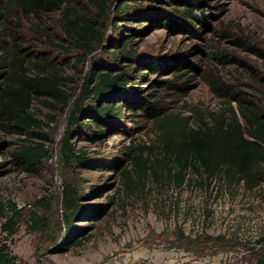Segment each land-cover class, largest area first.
Wrapping results in <instances>:
<instances>
[{"label":"rangeland","instance_id":"rangeland-1","mask_svg":"<svg viewBox=\"0 0 264 264\" xmlns=\"http://www.w3.org/2000/svg\"><path fill=\"white\" fill-rule=\"evenodd\" d=\"M76 1L88 6L86 0ZM127 2L135 5L133 0ZM138 2L141 6L131 8L128 17L114 14L115 5L111 7L102 46L83 60L77 58L79 49L58 48L33 33L32 29H39L37 24L26 22L22 26L28 49L56 65L54 71L66 78L71 97L64 109L53 108L44 98L34 101V111L45 124L42 130L52 148L51 158L43 161L39 170L19 163L14 152L24 135L4 126L1 122L11 123L0 114V246L7 242L11 253L17 255L12 264H193L194 260L197 264H219L226 251H238L247 264H259L264 257V242H259L264 235V184L249 190L242 184L230 189L213 182L207 188L193 181L196 173L192 169L182 186L165 178L158 181L150 173L144 181L128 184L126 170L138 181L128 165V146L142 149L153 160L162 155L155 147L159 137L153 121L137 110H129L126 102L122 117H102L103 124L108 125H104L101 136L73 129L71 142L87 153L89 162L68 166L63 160L61 138L85 72L95 60L108 66L114 60L110 54L121 47V43L116 47L113 44L118 38L112 25L115 20L119 26L128 24L122 30L126 36L133 35L129 49L136 52L132 60L117 61L115 69L133 63L144 72L142 77L132 75L135 82L131 87L112 95L116 102L135 99L133 92L137 90L142 94L154 92L164 111L181 117L190 115L198 124L210 120L213 112L229 113L231 107L238 111V101L230 103L217 95L210 82L235 84L246 98L263 100L264 0H205L196 14L206 20L207 26L194 21L200 35L147 21L144 16H154L155 9L162 5L152 2L153 6L147 7L148 0ZM46 24L52 38L69 44L62 40L60 13L47 16ZM183 53L197 65L196 70H182L181 79L190 84L188 92L172 93L153 86L155 79H172L174 73L171 69L153 71L143 63L171 60ZM26 71L27 76L35 73L31 65ZM84 108L92 110L90 100L85 101ZM261 108L264 112V106ZM85 119L82 116L81 120ZM65 182L77 189L86 212L98 207L100 213L73 217L75 225L84 227L86 237L81 246L62 252L57 247L67 233L62 201ZM11 202L23 209L24 217L19 231L7 239L1 230L5 219L2 212ZM31 214L43 218V228H32Z\"/></svg>","mask_w":264,"mask_h":264},{"label":"trees","instance_id":"trees-1","mask_svg":"<svg viewBox=\"0 0 264 264\" xmlns=\"http://www.w3.org/2000/svg\"><path fill=\"white\" fill-rule=\"evenodd\" d=\"M86 1L92 9L76 0H0V114L11 124L1 123L24 135L14 153L19 163L27 169L39 170L42 162L52 156V148L48 143L50 139L42 130L45 124L34 111V101L44 98L53 108L64 109L70 102L71 94L67 89L66 78L54 71L56 65L26 46L28 37L22 27L24 23L37 24L39 29H32L33 33L37 32L58 48L68 51L72 48L79 49L81 54L77 58L83 60L84 56L94 53L102 46L106 19L113 5V13L124 17L131 14V8L141 6L138 0H133L135 5L128 4L127 0ZM148 1L147 7L153 6L152 2H159L162 6L159 10L158 7L155 9L157 14L154 16L147 13L144 16L147 21H157L194 35H200L194 21L207 26L206 20L196 14V10L206 3L205 0ZM53 13H60L64 34L62 40L68 42V45L52 38L46 17ZM144 23L141 21V24ZM112 25L118 35L113 40L114 47L120 43L121 47L110 54L114 60L108 66L99 65L95 60L83 76L79 92L68 114L67 128L61 138L62 157L66 165H83L90 161L87 153L82 149L78 150L71 142L70 134L73 129L79 128L92 137L101 136L106 130L104 125H108L103 124L102 117H122L126 102L129 110H137L153 121L159 137L155 147L162 155L153 160L146 157L142 149L128 146V165L138 180L135 182L130 170H126L128 184L136 185L144 181L150 173L158 181L165 178L167 182L182 186L188 181L189 169L196 173L193 181L207 188L212 187L213 182H219L230 189L242 184L249 190L264 184V112L261 110L264 96L261 101L251 100L243 96L242 90L235 84L210 82L217 95L228 99L230 103L233 100L238 101V111L231 107L229 113L213 112L210 120H203V123L198 124L192 122L190 115L181 117L164 111L154 92L142 94L137 90L133 92L135 99L116 102L112 95L131 87L135 82L132 75L142 77L144 72H141L143 68L133 63L121 66V70L115 69L119 66L117 61L122 58L132 60L136 52L131 49L133 35L126 36L122 30L128 24L119 26L115 20ZM129 28L135 30L131 26ZM143 64L157 72L171 69L174 73L172 79H155L153 86L172 93L188 92L190 84L181 79L184 76L182 70L197 69V65L185 53L174 55L171 60H149ZM28 65L34 67L33 76H27ZM86 100L92 103V110L84 108ZM82 116L86 117L85 121L81 120ZM79 200L80 196L74 185L65 182L62 201L66 212L67 233L59 243L58 251H69L84 243V227L75 225L73 217L81 214L94 217L95 211L100 213L98 207L86 212ZM2 216L5 219L1 230L8 239L19 231L24 211L17 203L11 202L8 209L3 210ZM30 222L34 229L43 228V218L36 214L30 215ZM259 242H264V235ZM9 249L7 242L1 244L0 264H12L17 259V255L12 254ZM258 262L264 264V257Z\"/></svg>","mask_w":264,"mask_h":264},{"label":"built area","instance_id":"built-area-1","mask_svg":"<svg viewBox=\"0 0 264 264\" xmlns=\"http://www.w3.org/2000/svg\"><path fill=\"white\" fill-rule=\"evenodd\" d=\"M198 260H194L193 264H197ZM151 264H163L161 262H153ZM199 264V263H198ZM219 264H247L243 263L242 255L239 252L226 251L220 256Z\"/></svg>","mask_w":264,"mask_h":264}]
</instances>
